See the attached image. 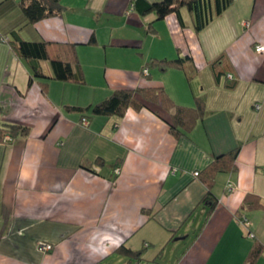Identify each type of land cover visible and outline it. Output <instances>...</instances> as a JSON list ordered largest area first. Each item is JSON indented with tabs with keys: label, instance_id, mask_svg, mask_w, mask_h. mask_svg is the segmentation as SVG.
<instances>
[{
	"label": "crops",
	"instance_id": "obj_1",
	"mask_svg": "<svg viewBox=\"0 0 264 264\" xmlns=\"http://www.w3.org/2000/svg\"><path fill=\"white\" fill-rule=\"evenodd\" d=\"M29 1L0 0V34L49 43L76 80L0 40V125L30 129L0 139V264H245L255 245L264 264V207L243 204L249 193L264 203V0H234L200 31L186 7L182 22L157 19L134 0H60V13L29 23ZM153 58L185 61L161 71ZM34 63L47 79L32 77ZM137 87L188 107L202 97L204 115L177 135L161 94L121 118L71 109ZM237 148L236 170L203 201L202 174Z\"/></svg>",
	"mask_w": 264,
	"mask_h": 264
},
{
	"label": "trees",
	"instance_id": "obj_2",
	"mask_svg": "<svg viewBox=\"0 0 264 264\" xmlns=\"http://www.w3.org/2000/svg\"><path fill=\"white\" fill-rule=\"evenodd\" d=\"M234 0H161L157 2H150L148 0H134L133 5L142 14L154 13L157 19H163L170 13H177L180 21L182 18L180 15V9L183 7L192 11L195 16L196 30H202L214 17L220 16L228 7L232 5ZM23 13L25 21L29 23L36 22L45 17L60 13L62 11V5L60 0H30L28 3H23ZM152 25V24H151ZM0 37H5L0 34ZM14 53L21 59L25 60H50L53 69V78L61 81L74 80L75 73L72 65L69 62L50 58L49 55V43L31 42L25 40L9 41ZM92 42H95L93 39ZM184 59H158L153 58L148 63V67H156L161 71H166L171 68H183ZM31 73L34 78L47 79L42 74L41 69L34 63L31 64ZM76 80V79H75ZM82 81V80H81ZM161 88H141L135 89H120L115 90L106 99L98 102L94 105L86 108L71 107L72 110L88 111L92 115L100 116H116L118 118L123 117L129 109L141 110L146 107V102H156L159 100V94L162 96V101L165 103L166 108H174L175 112L172 116V122L170 127L178 135L179 133L187 132L193 129L198 119H201L204 115L205 101L202 97H197V104L194 107H188L183 105H177ZM30 133V129L27 126H23L16 123H5L0 125V139H3L5 135H9L12 139L17 137H27ZM238 148L217 157L204 171L202 178L209 187L208 192L205 194L203 201L212 198V188L216 176L219 172H229L236 170V156ZM256 198V202L252 200ZM244 205L254 208L264 207V203L256 194L249 193L244 198ZM130 257H139L140 251L132 250L125 245L120 246L117 249ZM261 251L260 246L255 245L250 254V258L245 264H254L255 259L258 257Z\"/></svg>",
	"mask_w": 264,
	"mask_h": 264
},
{
	"label": "built area",
	"instance_id": "obj_3",
	"mask_svg": "<svg viewBox=\"0 0 264 264\" xmlns=\"http://www.w3.org/2000/svg\"><path fill=\"white\" fill-rule=\"evenodd\" d=\"M245 25H246V26H249V22H245ZM0 40L6 42V41H7V38H6V37H0ZM255 50H256L257 52H259V53L264 52V44H257V45L255 46ZM143 73H144V74H148V73H149L148 68H145V69L143 70ZM83 123H86V122L83 121ZM9 139H10L9 136H6V137H5V141H6V140H9ZM114 172H115L116 174H118V173H119V168H115V169H114ZM196 175H198V173H196ZM242 219H243V222H244L246 225L249 224V221H248L247 217H242ZM249 235L253 236L254 233H253L252 231H250V232H249ZM146 244H147V243H146ZM38 245H39V247H40L42 250H46V251L52 249V247H53L52 243H50V242H44V241L39 242Z\"/></svg>",
	"mask_w": 264,
	"mask_h": 264
},
{
	"label": "rangeland",
	"instance_id": "obj_4",
	"mask_svg": "<svg viewBox=\"0 0 264 264\" xmlns=\"http://www.w3.org/2000/svg\"><path fill=\"white\" fill-rule=\"evenodd\" d=\"M165 257L167 258V260L169 259L168 261H170L171 256L166 255ZM167 260L165 259L164 264H167ZM142 264H154V263L152 262V260L149 261L145 260Z\"/></svg>",
	"mask_w": 264,
	"mask_h": 264
}]
</instances>
